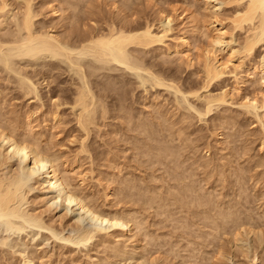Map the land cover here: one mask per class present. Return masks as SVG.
Returning a JSON list of instances; mask_svg holds the SVG:
<instances>
[{"label":"rangeland","instance_id":"374dc122","mask_svg":"<svg viewBox=\"0 0 264 264\" xmlns=\"http://www.w3.org/2000/svg\"><path fill=\"white\" fill-rule=\"evenodd\" d=\"M4 1H7L8 9L6 11L5 8L0 17H6L9 22H6L5 30L0 31V40L15 36L17 13L25 9L28 0H1L0 3L3 4ZM224 1L228 6L225 5L218 17L219 20L229 18L231 22L236 8L229 0ZM30 2L36 14L35 28L55 33L62 42L64 40L63 43L76 40L72 36L85 35V31L107 32L112 25L117 28H137L150 23L158 31L160 13L164 12L173 18L174 30L161 43L145 50L140 47L133 50L132 47L130 53L133 57L138 56V60H144L154 75L162 77L165 82L174 83L183 93L198 91L204 86L205 76L200 56L202 57V52L208 45V39L204 35L207 31L197 28L195 21L203 20V23L208 24L212 19L210 12L213 10L208 0ZM6 12L7 15L4 14ZM181 15L186 17L185 24L182 25L179 20ZM226 23L230 28L229 21ZM94 27L95 30H92ZM230 29L232 30V26ZM241 32L236 31V48L244 40V31ZM184 33L192 46L193 64L187 63L183 56L169 52ZM263 55L264 43L257 46L252 56L245 58L244 54L240 55L244 66L238 73L244 76L248 71L257 69ZM30 58L14 59L13 67L18 69L17 72L0 64V125H8L6 128L11 129L8 131L13 130L17 134L16 140L30 138L29 141H38L42 155L57 160L61 173L64 177L67 176L66 179L69 177L72 190L83 196L92 206L91 209L124 214L128 218H133L134 214L137 226L132 233H128L127 238L121 237L122 241L125 240L124 244L120 243L134 257L133 264H136V260L137 264H230L223 261L222 257L221 260H216L217 255L221 254L227 258L232 256L239 264H253L250 259L245 258L243 250L249 252L250 258L253 252L257 255L259 253V256L264 255V247H261L264 244V133L254 115L246 113L240 106L245 95H256L260 102L263 101L260 95L264 91L257 83L248 82L246 86L235 84L229 75L219 82H213L207 90H201L200 94L217 95L225 89H233L232 86L240 87V94L232 92L233 99L230 102L215 104L212 111L205 115V103L202 100L198 101L190 96H186L185 100V97L173 89L154 86V82L142 71H133L116 63L103 65L88 56L79 58V61L82 60V69L78 68L79 70L70 66L66 58H52L50 54ZM21 68L26 69L25 72ZM82 72L85 78L83 80L86 81L82 80ZM142 79L149 81L143 82ZM27 81H31L33 86ZM80 89L84 92L90 90V94L86 93L89 95L88 99L95 97L94 101H88L93 102L90 103V109L92 110L93 105L94 114L96 113L93 114L92 124H88V132L77 125L80 107L74 109L76 94ZM28 91L32 93L29 94ZM89 118L91 119V115ZM216 134H220V139L216 138ZM7 150L9 151L8 142L0 138V160ZM19 156L10 160L14 169L21 160L22 155ZM43 175L39 177L42 176L44 181L46 177ZM39 177L34 175L27 184L31 192L27 196L29 204L26 209L40 215L45 228L31 225L24 227L20 220L16 223L22 225L18 226L20 230L8 232L0 226V264H23L25 257H33V264H94L99 259L104 263L108 262L107 254H111L107 248L109 246H101L100 238L105 234L111 235L115 229L109 228L108 224L94 222L92 216L74 204L69 206L63 200L66 193L64 185L58 187V194L45 185L38 188L36 179L42 181ZM193 179L197 180L194 181L196 184ZM194 188L197 191L195 194ZM194 195L195 198L191 199ZM196 197L203 201L204 211L200 208L201 200ZM196 200L199 206L195 205ZM178 202H182L180 207ZM214 204L220 206L214 207L215 211ZM218 213L225 214L226 217L228 215L223 221L226 222L222 229L217 228L218 224H223L218 221L221 220ZM239 213L240 218L237 215ZM212 215L215 216L213 219L216 228L212 224V218L210 222ZM232 217L235 220L236 217L237 220L241 219L244 223L242 228L237 223L235 227V222L232 224ZM245 222L249 225L246 226ZM95 223V227L99 225L100 234L96 233L91 240L80 245L68 241L67 236L74 228L82 226V229H87L88 226L94 227ZM52 231L59 234L57 238L52 236ZM111 241L114 242L109 243L110 245L116 243L114 239Z\"/></svg>","mask_w":264,"mask_h":264},{"label":"bare ground","instance_id":"6f19581e","mask_svg":"<svg viewBox=\"0 0 264 264\" xmlns=\"http://www.w3.org/2000/svg\"><path fill=\"white\" fill-rule=\"evenodd\" d=\"M30 1L31 0L26 1L25 9L23 11L17 13V19H16V27H17L16 32L17 33L14 32L15 36H14V34H12L14 37L9 38V39L6 38V39L0 40V64H4L7 67L6 69L9 68L11 71L17 72V70H18V69L16 70V68L13 67L14 59L17 60L18 58L20 59L23 57H24V59L26 57H31V58L37 57L38 58V56L40 57V54L41 55L42 54H50V56L52 58L53 57L54 58H58V57L59 58H61V57L66 58V61L70 64V66H72L74 68L76 67V69H78V68L80 69L81 68L80 63L82 60L79 61V58L81 57V59H84L82 57L88 56V57L94 58V62L96 61V62L101 63L103 65L116 63L117 65H122L125 68L133 70V71L145 72L150 77V79L154 82V86H159V87L164 86V88L166 87L167 89L168 88L173 89L177 94L182 95L183 98L185 97L184 98L185 100H187L186 96H190L194 99L196 98L198 101L202 100L203 104L205 103V106H204V109L206 111L205 115L212 111V108L215 104L227 103L229 100L233 99V93L232 92H236L235 94H237V92L239 91L240 87L237 88V87L232 86L233 89L227 87L228 89L221 91L217 95L216 94L211 95V93H210V95H209V93L208 94L205 93L206 95L200 94L201 90H207L208 87L211 84H213V82H219V81L223 80L228 75L232 76L231 78H233V80L235 81V84L237 83V84L245 85L248 82H255L264 91V55L262 56V58L260 60L259 67L257 69H255V70L253 69L254 71H248L244 76H241L238 73V70L244 66L241 62V60H243V59H241L240 55L244 54L245 58L250 57L255 52L257 46L264 43V0H229L231 3L234 4V7L236 8L235 14L231 18V22H230L229 18H227V20L225 18H224V20H222V19L219 20V17H218V15L223 11V8L227 4L226 1H224V0H208V1H210V3H211L210 6H211V9L213 10L211 12L209 11L212 14V16H211L212 19L209 20L210 22L208 24H206V22L203 23V20H202V22L201 21L199 22L198 20L195 21L196 25H198L197 28H202V30L204 28V29H206L204 31H207V34L205 33L204 35H206V38L208 39V45L203 50L202 57L200 56V58L202 59V61H201L202 66H203L202 70H203V73L205 76L204 82H203L204 86L202 87L201 90L193 91V92L191 91V92H188V94L183 93V91H181V89L179 87H176L174 83L167 82V81H166L167 82L166 83L164 79L162 80V77L159 78L157 75H154V73L149 71V69L145 65L144 60L140 61L137 59L138 58L137 55H136L137 56V58H136V57H133L132 54L130 53V48H132V47H134L133 50H137V49H135V47H137V48L140 47L141 49L144 48L143 50H145V48H148L152 45L154 46L157 43H161L162 40L164 38H166V36L174 30L172 28L174 20L170 15L168 16L164 12L160 13L161 19H160V27H159L158 31H156L154 29V26L150 23L146 24L145 26L137 27V28L136 27L126 28L125 26L117 28V27H114L112 25L113 27L112 26L109 27V30L107 32L105 30H104L105 32L103 30H101L99 33H98V31H97V33H96V31H95V33H94V31H92V30H95V27H94V29H92V30L90 28V30L93 33L92 32L87 33V31H85L86 32L85 35L74 34V36H72V37L76 38V40L71 39L72 41H66L65 43H63L64 40L62 42V39L60 40L59 37H57L55 33L51 32V31L43 32L44 29H43V31H42V29H41V31H39L37 28H35L34 19L36 18V14H34L35 12H33V10H32V7H31L32 5L30 4L32 2H30ZM0 4L3 6L2 7L0 5V7H1L0 11H2L0 13L3 14V11L5 10V8L7 11L8 4H7V1L6 2L4 1L3 4L1 2ZM227 6H228V4H227ZM55 9H56V7L54 8V12H55ZM10 10H12V9H10ZM4 14L7 15V12ZM53 14L55 15V13H53ZM10 15L12 16L11 13H10ZM56 15H57V13H56ZM181 16H183V15H181ZM181 16L179 17V20L181 22L180 24L182 25V24H185L186 17L185 16L181 17ZM221 16H222V14H221ZM221 18H223V17H221ZM204 21H205V19H204ZM227 21H229L230 25L232 26V30L230 29L231 26H230V28L228 27V24L226 23ZM6 22L7 23L9 22V21H7L6 17L5 18L3 17V19L2 18L0 19V31L2 29L5 30V27L7 25ZM229 29L231 31H229ZM199 31H200V29H199ZM236 31H240V32L244 31L243 32V34H244L243 39L244 40H243V43L241 45H239V48L235 47L236 35H238L236 33ZM5 33H7V32H5ZM6 36H7V34H6ZM10 36H11V34H10ZM191 48H192V46H191L190 40L184 33L181 35L178 44L176 43L175 47H172V49H169V52L176 53L179 56H183L184 59H186L188 61L187 63L193 64L192 63L193 62V59H192L193 56L191 55V51H192ZM138 51H139V49H138ZM77 56H78V58H77ZM31 58H30V60H31ZM19 69H20V67H19ZM21 70H23V72H25L26 69L24 70V68H21ZM23 72H19V73H23ZM94 74H95V72H94ZM91 75H92V73H91ZM83 78H84V76H83V72H82V80H83ZM24 80L26 82L27 78ZM83 81H86V80H83ZM141 81H143V79ZM145 81H149V80L144 79L143 82H145ZM28 82L30 83L31 81H27V83ZM27 83H25V84H27ZM31 86H33V85L31 84ZM84 86H85V84H84ZM21 88H22V86H21ZM84 89H85V87H84ZM231 90H233V91H231ZM89 91L84 92L81 89L78 90V92L76 94L77 97L75 96L76 99L74 101V109L76 107L77 108L80 107V112L77 115V121H78L77 125L81 128V130H84L85 132H88V129H87L88 124H92V122H93V114H94V109H95V107L92 104H91L92 110L90 109L91 108L90 103H93L92 101L95 100L94 99L95 97L94 96L92 97L90 95L91 96L90 99L92 101H90V103H88V101L90 99H88L89 95L87 94L88 95L87 96L86 93H89ZM28 93L30 94V93H32V91H28ZM231 93H232V95H231ZM238 94H240V92H238ZM257 97L258 96H256V95L254 97H253V95H252V97L245 95V97H243V99H242L243 101L241 102L240 106L242 108H244L245 111H247L246 113L254 115V117L256 118L260 128L262 129V131L264 133V92L262 93V96L260 95V97L263 98V101L260 102V100ZM94 105L96 106V103H94ZM190 108H191V106H190ZM96 111H97V109H96ZM203 113H204V111H203ZM198 114H200L202 116V113L198 112ZM90 115H91L92 120L89 118ZM6 126H8V125H6ZM6 126L4 127V126L0 125V138H2L5 142H8V144H9V151L7 150L8 152L6 153V155H3V158L0 160V226H1V229L3 228L5 231H8V232L9 231L12 232L14 230H20L18 226H22V225L16 224V223H18L17 220H20L21 221L20 223L23 224L24 227H25V225H27V226L31 225V226H37L39 228H45V224H44L43 220L40 218V215L31 213L29 210L26 209V206L29 204L27 196L31 192V190L28 189V186H27L29 180H31L32 177H34V175L39 177L41 174L42 175L44 174L43 176L46 177L44 181L41 178L42 176L39 177V178H41V180L43 182L42 181L40 182L39 180L36 179V181H37L36 184H38V186L37 185L36 186L38 188H39V186L43 187L45 185V187H47L48 189H51L52 191L57 192L58 187L60 185H64V187L66 189L65 190L66 193L63 195V197H64L63 200H65L69 206L74 204L81 211H83L85 213L87 212L88 215H90V217L92 216L91 218L94 220V222H98L100 224H108L109 228L112 227V229L113 228L115 229V231H113L114 233H111V235L107 236L105 234L104 236H107V237H105V239H102V238H104V236L102 238H100L101 240L99 239L101 246H103V247L109 246L107 248L109 249V252L111 254H107L108 262L105 260L106 263H104L102 260L99 259L94 264H131L133 261H135L134 257L130 254V252L126 250L125 245L124 246L120 245V243H122L125 240L124 239L122 241L123 236H124V238H127L126 236H128V233H132L137 226V223H135V221H134V214H133V218H131V217L128 218V217H126L128 215H124V214H119V213H115V212H112V213L104 212V211L102 212L101 210L98 211V209H93V208L91 209L92 206L90 207V205L86 202V200H84V197L72 190L70 183L68 182L69 177H68V179H66L67 176L64 177V175L61 173L60 166H59V163H57V160H54V158L51 160L50 157H48L44 154L42 155V152L38 146V141L37 142H34V141L32 142V140L29 141L30 138H29V140H28V138L16 140L15 138H16L17 134L15 135V132H13V130L8 131L11 129H7ZM16 127H17V125H16ZM144 129H145V127H144ZM173 136H174V134H173ZM215 136L217 139H220V134H216ZM34 138H33V140H34ZM35 140H36V138H35ZM81 144H82V142H81ZM151 149H152V147H151ZM165 150L166 149H164V151ZM172 150H174V149L172 148ZM166 153H169V152H166ZM175 153H176V151H175ZM177 153H178V150H177ZM170 154H171L170 155V157H171L172 153L170 152ZM16 155L17 156L22 155V157H21V160H19L17 168L14 169L10 160ZM172 157H171V159H172ZM205 166H207V165H205ZM210 166H211V164H210ZM26 169L28 170V172ZM205 169H206V167H205ZM43 170L45 172H43ZM208 170H209V168H208ZM177 173H178V171H177ZM207 174H208V171H207ZM66 175H67V173H66ZM173 175H174V173H173ZM175 175L177 176V174H175ZM180 175H182V174H180ZM185 178H186V176H185ZM189 180H192V178L190 179V177H189ZM195 180L196 179H193V183H195L194 182ZM226 180H227V178H226ZM176 182H178V181H176ZM196 182H197V180H196ZM227 183H228V181H227ZM178 184H177V186H178ZM188 184H190V182ZM195 184H193V186ZM184 185H185V180H184ZM184 187H183V190H184ZM190 187H192V186H190ZM132 188H134V187H132ZM181 188H182V186H181ZM127 189H129V188L127 187ZM178 190H180V189H178ZM194 190L196 191L195 188H194ZM190 191H191V189H190ZM195 193H197V191L194 192L193 194H195ZM57 194H58V192H57ZM156 195H157V192H156ZM180 195H181V192H180ZM107 196H110V193H107ZM176 196H177V194H176ZM159 198H160V196H159ZM165 198H168V197L165 196ZM175 198H177V197H175ZM194 198H195V195L193 198L191 197V199H194ZM197 199L201 200V198H197ZM153 200H155V199L153 198ZM188 200H189V198H188ZM203 200H204V197H203ZM206 200H207V198H206ZM150 202L152 203V199ZM159 202L160 201H158V203ZM196 202H197V200H196ZM217 202L218 201H215V203H217ZM221 202H222V200H221ZM90 203H92V202H90ZM167 203H168V201H167ZM180 203H182V202H180ZM180 203L178 205L179 207H180ZM192 203L193 202L191 200V204ZM202 203H203V201L201 200V203H199V204H201L203 206V207H201V205H200V208L203 209L204 205ZM153 204H156V202ZM171 204H172V202H171ZM197 204H198V202L195 205H197ZM199 204H198V206H199ZM207 204H206V206H207ZM212 204H213V202H212ZM235 204H236V201H235ZM175 205H177V204H175ZM186 205H187V202H186ZM210 206H212V205L210 204ZM214 207L218 208L220 206H218L217 204L216 205L214 204L213 209L215 211ZM156 208H158V207H156ZM193 208H195V206ZM235 208H236V206H235ZM219 210H221V209H219ZM164 211H165V209H164ZM192 211H193V209H192ZM203 211H204V209H203ZM168 212H169V210H168ZM189 213H192V212H189ZM205 213H206V211H205ZM226 213H227V211H226ZM228 213H229V210H228ZM172 215H173V213H172ZM237 215L239 217L240 213ZM191 217H192V215H191ZM214 217L215 216L212 215V217H210V219L211 218L213 219ZM218 217L221 218V220H218V221L219 222L221 221V223H223V221L228 218V215L226 217L225 214L218 213ZM244 217H245V215H244ZM248 217H250V215H248ZM91 218H90V220H92ZM239 218L237 220V217H236V220H235L232 217V219H234V220H232V224L234 225V222H235V227H236V223H237V226L242 228L241 226L244 225V223H242V221H240L241 219L239 220ZM212 219L210 220V222L212 221ZM247 219H249V218H247ZM205 220H206V218H205ZM229 220H231V219H229ZM251 220H252V218H251ZM214 221L215 220L213 219V223H212L213 225H214ZM225 222L222 225L218 224L216 222L218 224L217 228L222 229L223 226L225 225ZM245 223L247 226L248 223L247 222H245ZM227 224H228V222H227ZM95 225H96V223L94 224V227L88 226L87 229H84L85 227L82 229V226H81V228H78V227L74 228L73 231L67 236L69 239L68 241L74 245H80V244H84L85 242L91 240L96 233H99V234L101 233V232H99L100 231L99 225L96 227H95ZM238 227H237V229H238ZM215 228H216V226H215ZM138 229H139V226H138ZM251 229H253V228L251 227ZM251 229H250V231H251ZM218 232H219V230H218ZM240 233H239V235H240ZM51 234L54 238H57L58 237L57 235H59V234L56 235L53 231ZM210 235H212V234L210 233ZM235 237H238V234H235ZM110 238L116 240L115 241L116 243L113 245H110L109 243L114 242V241H111L112 239H110ZM236 239L237 238H235V240ZM117 240H119V241H117ZM118 243H119V245H118ZM122 244H124V242ZM261 244H262V242H261ZM261 247L263 248L264 244ZM220 251L221 250H218V252H220ZM243 252L246 253L245 258L250 259L253 264H261L263 259H264L263 258L264 255L259 256V253L257 255V253L253 252L252 257L250 258L249 252L247 250H245V251L243 250ZM107 253H108V251H107ZM216 255H217V253H216ZM217 257L218 258L216 260H218L219 258L221 260V257H222L223 261L226 260V263L230 262V264H239L238 262L234 261V258L232 256H229L227 258V256L221 254L220 256L217 255ZM32 258L27 259L25 257L23 260V264H33L34 260ZM134 263L137 264V260ZM263 264H264V261H263Z\"/></svg>","mask_w":264,"mask_h":264}]
</instances>
